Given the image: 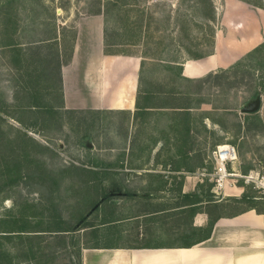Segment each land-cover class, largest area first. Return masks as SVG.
Listing matches in <instances>:
<instances>
[{
    "label": "crops",
    "instance_id": "crops-1",
    "mask_svg": "<svg viewBox=\"0 0 264 264\" xmlns=\"http://www.w3.org/2000/svg\"><path fill=\"white\" fill-rule=\"evenodd\" d=\"M53 2L0 0V89L12 92V98L0 92V107L2 117L27 127L40 111L50 113L49 122L58 111L123 118L125 164L94 168L101 185H117L108 203L110 223L124 224L120 236L128 241H86L81 264H264V215L232 203L245 191L240 178L218 196L211 189L218 200L192 201L211 185V151L228 144L227 136L237 138L230 143L237 160L228 171L256 170L257 158L241 145L264 137V92L250 114L241 110L251 98L238 113L213 93L224 89L216 75L264 42L263 23L242 21L249 9L236 3L227 8V15L240 16L234 15L232 44H220L225 37L218 34L211 55L166 60L129 52L113 40L103 6L80 14L79 6L66 10ZM253 117L262 129L250 135L246 125ZM124 173L141 177L122 179ZM194 207L200 209L193 213ZM210 221L205 238L200 230Z\"/></svg>",
    "mask_w": 264,
    "mask_h": 264
},
{
    "label": "rangeland",
    "instance_id": "rangeland-1",
    "mask_svg": "<svg viewBox=\"0 0 264 264\" xmlns=\"http://www.w3.org/2000/svg\"><path fill=\"white\" fill-rule=\"evenodd\" d=\"M212 1L215 20L209 24L192 13L190 6L194 0H54L53 6L66 10L79 6L80 14H89L96 11L98 6H103L113 40L123 43L129 52L163 57L166 60L192 58L194 54H204L211 49L215 52L218 34L225 37L220 44H232L238 35L233 27L237 17L234 16L236 13L227 15V8L236 3L249 9V12L245 10V18L236 16L253 25L263 23L260 29L264 35V16L256 14V17L254 14L264 9L239 0ZM260 1L264 4V0ZM224 24L230 29L225 28ZM235 63L219 78L222 85L220 88L224 89H215L213 95L220 96L218 101L229 103L239 113L241 106L255 91L263 92L264 80L261 77L264 70L253 71L247 67L232 69ZM1 91L12 98V92L7 94L6 89H0ZM38 113L39 115H33L36 124L29 127L18 125L11 119H6L0 125V170L4 161L14 160L18 161L17 166L22 175L15 186L6 187L1 194L7 193L0 206V220L29 219L31 227L36 230L54 231L62 227L70 229V233L61 236L64 237L62 245L59 239H52L50 233L45 234L48 236L44 237H50L49 243L43 248L45 252L41 253L45 254L43 259L48 264H77V247L72 246L71 242H79L78 246L86 245V241L92 242L89 237L91 232L93 236L96 235L93 240L103 245L127 242V238L120 236L124 224L110 223L108 203L101 204L97 211L92 207L104 195H108V202L117 197L114 196L117 192L116 184L101 185L95 182L99 174L98 169L93 166L95 163L99 166L120 162L125 164L121 161L125 145V125L120 126L123 118L82 113L70 116L58 111L54 120L49 122L50 113ZM14 116H18L16 110ZM230 121L234 124V116H231ZM227 137L228 144L237 140L233 135ZM87 143L92 145L91 148L86 147ZM241 147L248 156L254 153L258 162L260 161L257 162L256 171L264 174V137L246 141ZM23 150L29 154L27 161L21 157ZM37 161L44 162V168H40ZM41 169L48 172L49 176ZM56 173L59 175L54 176ZM50 174L60 181L54 182ZM126 177L138 181L141 176L125 173L121 176L122 179ZM83 217L87 222H93L94 228L89 232H73L81 225ZM64 244L67 245L63 246ZM10 249V244L4 243L2 246V250L6 252H11ZM20 264L28 263L24 261Z\"/></svg>",
    "mask_w": 264,
    "mask_h": 264
},
{
    "label": "trees",
    "instance_id": "trees-1",
    "mask_svg": "<svg viewBox=\"0 0 264 264\" xmlns=\"http://www.w3.org/2000/svg\"><path fill=\"white\" fill-rule=\"evenodd\" d=\"M239 1H242L256 8L264 9V4H262L260 0H239ZM190 7L192 8V13L196 15L198 18L200 17V19L205 24H209L210 22H213L215 20V9H214L212 0H194V2L192 3ZM212 53H213V49H211L209 52L204 53V54H194L192 58L200 59L205 56L211 55ZM235 67L236 68L238 67L246 68L247 67L249 69L251 68L253 71H260V72L263 71L264 70V42L258 45L257 47H255L245 56H243L231 68L233 69ZM228 70L229 69L220 71V74L216 75L215 79L221 78L220 76L228 72ZM222 78L225 79L226 77H222ZM261 78L262 80H264V74ZM263 85L264 83H262V88L264 89ZM262 91L264 92V90ZM259 96H260V91H255L251 97V100L254 101L256 99H259ZM1 110L2 108L0 107V125L5 123V120H6L4 117H2L3 111ZM253 118L254 120L250 122L252 123V125H249V124L246 125V132L250 133V135H255L254 132H258L260 128L262 129L260 119L258 117H253ZM22 126H25V125H22ZM21 153H22L21 154L22 159L24 161H27L28 156H29L28 152L26 150H23V152ZM17 164H18V161H14V160L4 161L2 169L0 170V206H1L3 199L7 196L6 195L7 193L4 195H1L3 192H5L6 187L11 188L15 186L19 182V179H21V176H22L21 170L18 168ZM36 164H38L40 168L41 166L42 168H44V162L37 161ZM111 165H115V164H108V165L100 164V166H111ZM93 167H99V164L95 163ZM41 170L44 174H47L46 176H49L48 172H46L44 169H41ZM61 173H63V171ZM58 175L59 174L56 173L54 176H58ZM50 176L54 182H57L58 180L60 181V179L52 177L53 176L52 174H50ZM95 182H98L97 184H99L98 179H96ZM210 184L211 185L208 186V188L204 191L201 197L199 196L194 197L192 198V201H197L196 203L200 204L204 201L206 203H209V202H213L214 200H218L217 197H214V195L210 193L213 187V184L212 183ZM239 184L245 187V191L239 199H232V203L244 205V209L255 210L257 213L264 215V200L262 199V197L259 196L255 190L253 191L252 186L245 185L242 180H241V183ZM104 196L102 197V199H105L103 200V203L104 202L109 203L106 200V197L108 195H104ZM189 197L187 196L185 198L190 199ZM98 203L99 202L93 204L92 207L98 209V207H96ZM198 209L200 208L194 207V209H192V212L194 213ZM80 222H81V225L78 226V229L72 230L73 232L80 231V230H86L89 232V230H92V228H94V223L87 222L86 218L84 217L82 218ZM31 224L32 223L29 221V219L23 220L22 218L19 221H16V220L7 221L4 219L0 220V264H20V262H24V261L28 264H38V263L48 264L44 261L45 254L41 253V252H45L43 248L47 246L46 243H49L50 237H44V236H48L45 234L50 233L51 235L49 236H51L52 239H59L61 241L60 244L62 245V243H64V237H61V236H64L66 233L71 232L70 229H64V227L59 228V229L57 228L54 231H52V229L36 230L35 228L31 227ZM212 226H213V221H210V223L208 224L206 228H204L203 230H200L204 234L205 238H208V236L210 235ZM89 237L91 241H94L93 239H96V235L93 236L92 232L90 233ZM4 243L10 244L11 252H6L5 250H2V246L4 245ZM78 243L79 242H74V243L71 242V245L77 247V252H76L77 257H78L77 264H81L80 256H81L82 246L81 245L78 246ZM65 245L67 244H64L63 246ZM85 248H89V247H85Z\"/></svg>",
    "mask_w": 264,
    "mask_h": 264
},
{
    "label": "built area",
    "instance_id": "built-area-1",
    "mask_svg": "<svg viewBox=\"0 0 264 264\" xmlns=\"http://www.w3.org/2000/svg\"><path fill=\"white\" fill-rule=\"evenodd\" d=\"M211 157L214 167L213 171L207 174V176L213 183V192L219 195L227 182H230V180L235 178H240L245 185L252 186L253 190H255L264 200V174L256 170L250 171L246 175H239L233 171H228L227 164L237 160V150L235 146L230 144L217 146L211 152ZM201 176L206 175L202 173Z\"/></svg>",
    "mask_w": 264,
    "mask_h": 264
},
{
    "label": "water",
    "instance_id": "water-1",
    "mask_svg": "<svg viewBox=\"0 0 264 264\" xmlns=\"http://www.w3.org/2000/svg\"><path fill=\"white\" fill-rule=\"evenodd\" d=\"M260 107V99H256L252 102H249L247 105H245L241 112L244 114H250V113H255L259 110ZM87 147L90 148L91 144H87Z\"/></svg>",
    "mask_w": 264,
    "mask_h": 264
},
{
    "label": "bare ground",
    "instance_id": "bare-ground-1",
    "mask_svg": "<svg viewBox=\"0 0 264 264\" xmlns=\"http://www.w3.org/2000/svg\"><path fill=\"white\" fill-rule=\"evenodd\" d=\"M152 257H154V256H152ZM155 258V257H154ZM164 260V259H163ZM150 263L151 264H157V260L156 259H152L151 261H150Z\"/></svg>",
    "mask_w": 264,
    "mask_h": 264
}]
</instances>
